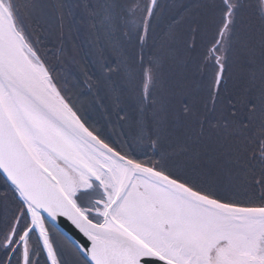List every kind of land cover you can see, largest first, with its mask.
I'll return each mask as SVG.
<instances>
[{
  "label": "snow or ice",
  "instance_id": "snow-or-ice-1",
  "mask_svg": "<svg viewBox=\"0 0 264 264\" xmlns=\"http://www.w3.org/2000/svg\"><path fill=\"white\" fill-rule=\"evenodd\" d=\"M0 264H264V0H0Z\"/></svg>",
  "mask_w": 264,
  "mask_h": 264
},
{
  "label": "rangeland",
  "instance_id": "rangeland-1",
  "mask_svg": "<svg viewBox=\"0 0 264 264\" xmlns=\"http://www.w3.org/2000/svg\"><path fill=\"white\" fill-rule=\"evenodd\" d=\"M167 3L171 4L173 2V0H166ZM177 3L182 2V0H176Z\"/></svg>",
  "mask_w": 264,
  "mask_h": 264
}]
</instances>
